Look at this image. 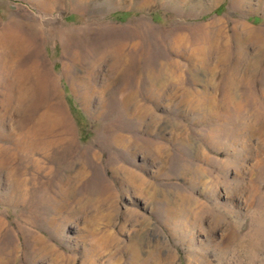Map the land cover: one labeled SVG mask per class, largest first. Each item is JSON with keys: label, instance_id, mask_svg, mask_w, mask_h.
Here are the masks:
<instances>
[{"label": "rangeland", "instance_id": "obj_1", "mask_svg": "<svg viewBox=\"0 0 264 264\" xmlns=\"http://www.w3.org/2000/svg\"><path fill=\"white\" fill-rule=\"evenodd\" d=\"M236 23L262 43L236 36ZM9 25L19 33L12 66L0 46V264H252L246 241L264 196V0H0V34ZM206 26L216 45L202 40ZM115 58L136 73L153 67L149 91L120 78ZM24 69L31 79L16 75ZM31 82L29 96L37 101L44 84L66 119L59 144L34 156L13 144L26 112L15 102ZM121 85L132 93L124 109ZM234 236L245 243L227 246ZM259 250L254 264H264V236Z\"/></svg>", "mask_w": 264, "mask_h": 264}, {"label": "bare ground", "instance_id": "obj_2", "mask_svg": "<svg viewBox=\"0 0 264 264\" xmlns=\"http://www.w3.org/2000/svg\"><path fill=\"white\" fill-rule=\"evenodd\" d=\"M247 1L248 0H233V6L234 7H237L239 5L245 6V3H247ZM236 24L233 26L234 27V34L236 36L237 35L241 36L243 34L244 39L245 38H251L253 40H257L258 42L262 43L261 41H263V40L257 36V33L254 30H252L251 28H249L245 24H242V23H236ZM207 28L208 27L206 26L204 28L199 29L200 33H203L202 34V38H203L202 40H204L209 45H212V46L216 45L217 39H218L217 37L220 34L218 33L215 35V34L211 33ZM18 33H19V29H17L15 26L13 27L12 25H9L0 34V46L2 48H4L6 50V52L8 53V56H7L9 58L8 60L12 59L10 61V64H11V62H13V58H14L13 57L14 51L12 50V46H13L12 41L16 38L14 41V45H16ZM244 34L246 35V37L244 36ZM130 37L132 38V36H130ZM245 40H248V39H245ZM25 48H28V47H25ZM25 48L23 47L24 50H25ZM27 50L31 54L34 53L33 50H30V49H27ZM122 51H125V50H122ZM147 63H149V61ZM10 64H8V65L12 66V64L11 65ZM32 64H33V66L35 65V67L37 68L38 63L35 62V56H34ZM114 65H115L116 69H119L118 72L121 75L120 78H126V80L127 79L129 80V78H133L134 80L136 79V82H137L136 84H138V83L144 84V88L141 87L142 95H144L145 92L149 91V87L148 88L146 87V85L149 84V73L151 74L150 77L152 79H154L157 76L154 73L153 67H151L149 69L144 68L143 71L141 70L142 71L141 73L140 72L136 73L135 70H133V69H135L134 66L131 63H129L128 61H126V63L123 66H119V65H121V63L118 61L117 58H115V60H114L113 67H114ZM152 70H153V72H152ZM29 71H31V70L24 69L20 73H16V75H19V78L21 76L20 79L26 81L28 78L31 79V73ZM32 71H35V70H32ZM37 71H38V69L36 70V72ZM177 71H178V69H177ZM41 72H42V74H40V79L42 80V83L45 84L44 80L48 79V74L45 73L43 71V69L41 70ZM262 74L264 76L263 72H262ZM143 78L145 79V82H142ZM131 82L135 83L133 80H131ZM44 84L43 85L39 84L41 90H40V98L37 99V101L34 98L35 94L29 96L30 92H31L30 88L33 87L32 86L33 84L31 82L29 87H27V86L24 87L23 98L18 99V101L15 102L21 108V111L24 110L26 112L24 113V117L17 119L18 120V122H17L18 130L15 131V133H14L15 134V141L14 142L12 141V142H13V144L17 150H20L22 147H23V149L27 148L30 156H34V154L37 152H43L41 154H44V152H46V151L52 149L53 147L57 146L59 144V141H57L59 139H57V138L61 137L63 134V132L61 131L62 130L61 128H62V126L66 125V119H65L64 113L59 108H57L56 106H53V104L52 105L49 104L50 102L47 99L48 95H47V90L45 87L46 84L45 85ZM123 85H121L120 87L118 86L119 88L117 90L119 92V94H121V98H120L121 102H119V104H121V107H120L121 109H124L125 106H127V101L129 98H131L129 96L132 95V93L129 94L130 90H128L126 88V86H123ZM14 94H16L18 96V90L15 91ZM127 94H129V96H127ZM28 97H30V98H28ZM36 98H38V97L36 96ZM22 103H27V104L30 103V104H28L30 106L27 107L26 104H25L26 106H23L24 104H22ZM42 106L46 108V110H45L46 112H44L43 114H38V113H40L39 110ZM139 114L141 117H144V118L147 117L149 115L148 108H143L142 111L139 112ZM18 117H21V115L20 116L18 115ZM44 122H48V125H46L48 129H45V128L43 129V126H45ZM47 131H50V132H47ZM46 135L53 137L55 142L50 143L46 139V137H45ZM124 139H125L124 137L120 136V141H123L122 143H124V145H125ZM114 140L117 141L116 137L114 138ZM142 149H146V148H142ZM49 155H47V157ZM223 166H225V165H223ZM79 170H80V172L78 173L79 176L83 175V174L85 175V172L87 173V171L85 170L83 165H82V168H80ZM126 174L128 177V180H127L128 184H133L134 182L132 179H134V177H133L134 175L132 173L130 174L129 172H126ZM136 180L137 181L135 182V185L133 187L137 189V187L140 185V188L138 189L140 191L141 186L146 185V183L141 177L139 179L136 178ZM261 198L263 200H262V202L259 203V205H260V209L262 208L264 210V205H263L264 196ZM99 203H100V205L97 206V208L99 207V210H101L102 209L101 205H103V204H102V202H99ZM203 206H205V205H202V207ZM262 209H261V211H259L257 213V219H256L257 220V224H256L257 226L253 230L254 234H253L252 238H250L246 241V248L245 249H246V252L248 251V247H250V249H251L247 252V254H248L249 259L251 260L252 264L258 262L259 253H260L259 252L260 251L259 246H260L261 241L263 240V236H264V233L262 230L264 228V227L262 228V226L264 224V213H263ZM97 212L99 214V212H102V211H97ZM199 214H201V213H199ZM103 215L104 216H102V217H104V218L107 216H111V214H108V213L103 214ZM213 220L216 224L220 225L219 223L226 221V218L219 215V216H214ZM112 238L115 240L113 235H112ZM226 240H227V246H231L234 243H237L240 246H242L245 243L244 239H240L237 236H234L233 238H226ZM96 250H98V249H96ZM221 252H222V254H221L222 259H226V254L228 253L227 248L221 247Z\"/></svg>", "mask_w": 264, "mask_h": 264}]
</instances>
